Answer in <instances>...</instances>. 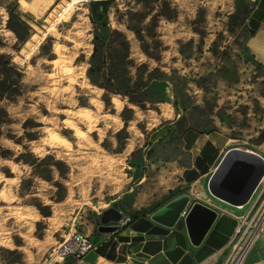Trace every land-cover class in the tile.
I'll return each mask as SVG.
<instances>
[{"label":"rangeland","instance_id":"374dc122","mask_svg":"<svg viewBox=\"0 0 264 264\" xmlns=\"http://www.w3.org/2000/svg\"><path fill=\"white\" fill-rule=\"evenodd\" d=\"M36 1H0V53L17 66L22 93L0 100L10 116V123L0 124V264H85L92 253L53 263L70 233L94 239L109 207L155 212L177 193L176 174L146 157L153 131L170 122L221 130L234 139L230 146L258 149L264 141V75L247 48L253 0H112L95 22L92 0H76L71 18L56 26L59 36L44 35L48 19L72 0H50L45 9ZM7 5L15 9L19 36L7 26ZM96 29L107 45L121 39L118 31L129 41L133 62L115 66V74L147 81L149 72H176L187 78L188 107L162 79L144 89L145 108L94 83L88 69ZM141 64L146 66L139 73ZM80 111H97L95 130ZM66 121L84 137L75 136ZM209 193L204 188L190 205L206 204Z\"/></svg>","mask_w":264,"mask_h":264},{"label":"crops","instance_id":"0c3cea01","mask_svg":"<svg viewBox=\"0 0 264 264\" xmlns=\"http://www.w3.org/2000/svg\"><path fill=\"white\" fill-rule=\"evenodd\" d=\"M253 1L254 7L248 17L251 37L247 48L253 67L264 75V0ZM153 132L146 157L176 174L177 189V193L158 205L155 211L180 195H202L205 188L212 197L204 205L216 213L212 224L196 244L191 240L184 219L168 227L154 221L153 212L133 213L119 209L127 219L115 232H99L94 236L92 260H86L85 264H98L99 258L111 264L224 263L231 253V242L240 219L251 216L264 195V141L258 149L242 144L230 146L234 139L221 130L201 132L191 125L182 128L176 121ZM150 150H154L152 156H148ZM244 151L249 153L246 164L234 167ZM233 169L237 174L234 184L238 186L244 183L245 176L252 174L244 194L222 189ZM188 208L190 210V204ZM244 264H264V231Z\"/></svg>","mask_w":264,"mask_h":264},{"label":"trees","instance_id":"16d2710c","mask_svg":"<svg viewBox=\"0 0 264 264\" xmlns=\"http://www.w3.org/2000/svg\"><path fill=\"white\" fill-rule=\"evenodd\" d=\"M1 1V0H0ZM112 0H92L90 2L91 19L95 22V17L104 18ZM9 12L7 26L13 30L17 36L18 32L12 23L14 18V10L10 5L6 6ZM102 9V13H98ZM24 26L27 24L20 20ZM95 44L91 54V67L88 69L90 79L98 84L107 92L121 95L123 98H128L130 103L137 104L141 108L146 106V95L144 91L148 87L149 82L154 79H162L169 81L174 86V93L177 100H181L183 106L186 108L189 105L187 101L188 83L187 78L182 75H177L176 72L171 74L162 72L161 75L156 76L154 72H149L147 81L140 79L133 80L132 78L122 79L119 75L115 74L114 67L122 66L126 68L133 60L130 58L131 47L127 37L118 31L121 39L105 43V39L99 35L97 29L95 31ZM136 35L141 42H145L142 34L136 31ZM21 38V37H20ZM3 45L0 39V47ZM142 50L150 57L157 59V55L147 49L145 43H141ZM182 54L187 55L186 51H181ZM146 64H141L137 67L138 72H141ZM20 72L17 66L13 63L12 57L9 54L0 53V100L13 101L21 93V79L17 78ZM144 98V99H143ZM10 123V116L8 111L0 106V124ZM1 135V132H0ZM154 150L148 152V156H152Z\"/></svg>","mask_w":264,"mask_h":264},{"label":"water","instance_id":"95a60500","mask_svg":"<svg viewBox=\"0 0 264 264\" xmlns=\"http://www.w3.org/2000/svg\"><path fill=\"white\" fill-rule=\"evenodd\" d=\"M248 156L249 153L247 151H244L238 162L235 163L234 167L236 165L238 167H242L243 165H245ZM234 172L235 171L233 169L229 173L228 178L224 181V186L222 189L226 192L234 193L237 195L244 194L247 190L252 174H250L248 177L245 176L244 183L242 185L241 183H239L238 186L234 184V180L237 175ZM191 199V194L180 195L166 203L164 206H162L155 212H153L151 217L154 221L158 223H161L168 227H173L180 220H182L179 219L180 214L185 209V207L191 202ZM215 215V211L211 210L203 204L196 203L191 206L189 213L184 220L187 224L191 240L194 243L198 244L202 240L203 236L212 224ZM126 219L127 217L123 214L121 210L116 207H109L102 211L100 225L98 226V229L100 232H115L116 230L120 229Z\"/></svg>","mask_w":264,"mask_h":264},{"label":"built area","instance_id":"2783aa9c","mask_svg":"<svg viewBox=\"0 0 264 264\" xmlns=\"http://www.w3.org/2000/svg\"><path fill=\"white\" fill-rule=\"evenodd\" d=\"M190 204V203H189ZM188 204V205H189ZM188 205L181 212L179 219H185L189 213ZM264 231V195L260 199L256 210L251 216H243L240 219L236 236L231 242V253L222 264H244L245 258L256 242V239ZM95 249L93 240L79 232L70 233L55 251L54 262H61L66 258L83 260Z\"/></svg>","mask_w":264,"mask_h":264},{"label":"bare ground","instance_id":"6f19581e","mask_svg":"<svg viewBox=\"0 0 264 264\" xmlns=\"http://www.w3.org/2000/svg\"><path fill=\"white\" fill-rule=\"evenodd\" d=\"M76 0H72L68 2L66 6H63L61 10H56L55 13H51L50 17L48 19L49 26L47 27L46 31L44 32V35H47L48 33L54 32L56 36H59L60 33L56 30V26L60 24L62 21H67L71 18L72 15V7L75 4ZM36 4L40 6L41 8L47 7L50 4V0H38L36 1ZM45 9V8H43ZM36 10V9H35ZM66 39L70 42H73L75 44V39L71 35H67ZM41 41V40H40ZM39 41V42H40ZM38 46V45H37ZM61 48V47H60ZM61 50V49H60ZM57 51H59V47L57 48ZM100 103L97 104V106L100 107ZM98 107V108H99ZM82 120L86 121L88 124V128L90 131L95 130L96 122L99 119L97 111L90 112V111H80L78 114ZM66 127L74 131L75 136L84 137L83 133L80 131V128L78 125L74 122H65ZM57 137H62L64 140L66 139L63 136H60L59 134H56ZM54 139V138H53Z\"/></svg>","mask_w":264,"mask_h":264}]
</instances>
